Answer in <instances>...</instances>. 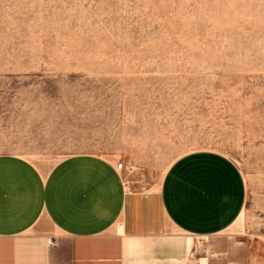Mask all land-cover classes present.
Wrapping results in <instances>:
<instances>
[{"label": "rangeland", "instance_id": "1", "mask_svg": "<svg viewBox=\"0 0 264 264\" xmlns=\"http://www.w3.org/2000/svg\"><path fill=\"white\" fill-rule=\"evenodd\" d=\"M202 151L246 202L189 263L264 264V0H0V155L95 154L149 191Z\"/></svg>", "mask_w": 264, "mask_h": 264}, {"label": "crops", "instance_id": "2", "mask_svg": "<svg viewBox=\"0 0 264 264\" xmlns=\"http://www.w3.org/2000/svg\"><path fill=\"white\" fill-rule=\"evenodd\" d=\"M116 165L77 154L43 173L0 155V264H190L193 238L244 213L243 176L222 154L181 157L149 191L129 190Z\"/></svg>", "mask_w": 264, "mask_h": 264}, {"label": "built area", "instance_id": "3", "mask_svg": "<svg viewBox=\"0 0 264 264\" xmlns=\"http://www.w3.org/2000/svg\"><path fill=\"white\" fill-rule=\"evenodd\" d=\"M116 167L119 171H122L126 168L122 162L117 163ZM48 244H49L50 248L56 247L58 245L56 239H54V238H49Z\"/></svg>", "mask_w": 264, "mask_h": 264}, {"label": "bare ground", "instance_id": "4", "mask_svg": "<svg viewBox=\"0 0 264 264\" xmlns=\"http://www.w3.org/2000/svg\"><path fill=\"white\" fill-rule=\"evenodd\" d=\"M206 261V260H205ZM205 263V262H204ZM206 264V263H205Z\"/></svg>", "mask_w": 264, "mask_h": 264}]
</instances>
